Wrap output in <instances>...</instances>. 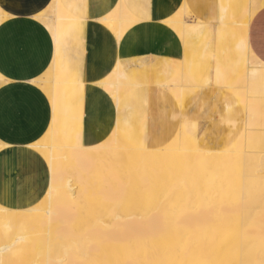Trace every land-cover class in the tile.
<instances>
[{
	"label": "bare ground",
	"instance_id": "1",
	"mask_svg": "<svg viewBox=\"0 0 264 264\" xmlns=\"http://www.w3.org/2000/svg\"><path fill=\"white\" fill-rule=\"evenodd\" d=\"M61 1L45 92L62 114L33 148L0 156L34 161L44 196L26 209L0 206V263L264 264V61L247 34L255 9L221 18L234 34H216L186 20L184 0H148L157 23L124 0L88 23ZM86 26L92 60L78 79L58 65V47ZM171 39L173 53L160 56L155 46ZM217 96L227 125L206 139L187 119L201 103L218 107Z\"/></svg>",
	"mask_w": 264,
	"mask_h": 264
},
{
	"label": "crops",
	"instance_id": "2",
	"mask_svg": "<svg viewBox=\"0 0 264 264\" xmlns=\"http://www.w3.org/2000/svg\"><path fill=\"white\" fill-rule=\"evenodd\" d=\"M50 1L52 0H0V145L12 150L4 151L0 155L1 157L4 153L9 154L15 150L33 148L44 136L54 118L58 123L57 117L63 111L61 106L54 107L49 103L48 95L37 83L53 63L57 51L56 42L51 32L52 21L47 13H44V8ZM133 1L124 0L123 5L135 17L151 23L158 22L154 21V16H150L148 0ZM184 1H187V6L188 3H192L193 12L200 16L202 21L214 26L215 29L220 27L217 21H214L215 19L221 20L224 17L227 21L231 20L233 16L239 17L241 6H246L248 3V0ZM61 2L68 5L71 10L82 13L88 23L94 15L102 14L101 16H103L107 10L111 11L109 7L112 6L108 0H62ZM135 2H137L136 5L133 4ZM251 2L250 7H253L255 12L249 23L248 43L255 56L264 61V0H255L253 4ZM170 6L171 8H166V12H175L180 5L175 3ZM69 33L63 44L58 47V65L64 69L70 66L73 70L71 72L75 73V77L78 78L79 69L88 70V64L92 60L90 50V34L92 33L90 28L87 29V26L83 30L80 29L78 33L74 31ZM173 40H168L165 44L175 43ZM5 41L6 43H4ZM155 47L160 49L161 53L167 50L159 48L161 45ZM47 82L44 89L48 86ZM41 95L43 96L41 97ZM60 103L62 105V102ZM13 164L31 166L32 174L23 185L25 195L14 198L13 201H10L9 206H4L13 208L14 202H16L17 208L26 209L35 204L42 196H34L32 192L36 188L45 191L43 181L46 180L40 176L37 178L34 161L17 159ZM1 179L0 172V183ZM6 193L7 189L0 184V199ZM21 202L22 204H20Z\"/></svg>",
	"mask_w": 264,
	"mask_h": 264
},
{
	"label": "rangeland",
	"instance_id": "3",
	"mask_svg": "<svg viewBox=\"0 0 264 264\" xmlns=\"http://www.w3.org/2000/svg\"><path fill=\"white\" fill-rule=\"evenodd\" d=\"M188 8H190V12H191L190 17L186 18V20L188 22H195L198 18L201 19L200 16H198L197 14H195L193 12L192 3H188ZM55 9H56V7H55V4H54V0L50 1L49 4L44 8V10H45L44 13H47V15L50 17V19L52 21L51 25L55 23V15H56ZM178 9H180V8L178 7L177 10ZM252 9L253 8L250 7V1L248 0V3H247L246 6L245 5L241 6L240 11H241V14L243 15V14H246L245 13L246 11L250 12ZM240 11H239V13H240ZM166 13H167V15L165 17H163V19H162V21H163L162 25H164V26L169 25L167 19H170L171 14L174 13V12H166ZM237 18H238V16H237ZM214 21H217V23L220 25V27H218L217 29L214 28L215 31H216V34H218V33L219 34H234V31H233L234 28L232 30V26H230V28H226L225 25H224L225 22H227L229 24V22H228L229 20L224 22V21H221L220 19L219 20L215 19ZM222 31H224V32H222ZM156 39H157L158 43L162 41V38H158L157 37ZM148 45H149V43H148ZM162 47L163 48H167V50H166V52H163L162 55L160 54V56H163V55L169 56L171 53H173L174 43H170V44H167V45L163 44ZM52 66H53V63H51L50 67L46 70V72L37 81V83L43 88L44 91H45V89H44L45 83L48 81L47 84L48 85L51 84V77L53 75L52 70H51ZM132 67L133 68H138L139 66H137V64H136V65H133ZM235 78H236L235 76L229 78V79H232L231 80L232 84L235 83V80H236ZM208 86H210V87L212 86V89H213V87L214 86L216 87L217 85L213 86L212 83H209ZM208 86H206L205 88H208ZM203 89L204 88H200V89L197 88V91H201ZM217 89H219V88H217ZM221 89H223L222 91H226L225 88H221ZM222 91H221V93H222ZM195 96H196L195 94H190L189 99H187L186 103H185L186 109L189 110L192 107L196 106V103H195V101L193 99V98H195ZM60 99L56 98V101H58ZM215 100L216 101H214V102H217L219 104L218 107L212 105L211 108L204 109V107L207 106V104L201 103L202 105H204V107L202 108V110L200 112L197 113L198 115L197 116H191L190 118L187 119V121L190 123V125H193L195 123L197 124L196 126H198L199 134H202V133H205V132L208 131V133L205 135L206 139L207 138H211L213 134H214L213 138L216 137L215 135L217 133L214 132L213 129H216L217 127L220 128L222 126V124L224 126L227 125L223 121V119L225 117V112H223V113L222 112H217V110L220 109V105L222 104L221 101H220L219 96H217ZM60 102H61V100H60ZM161 104H163L164 107L168 106L167 104L165 105V103H161ZM145 114L149 115V116H155L156 110L155 109L152 110V108H150V110L147 113H145ZM210 114H213L214 118H209ZM0 149H1V151L4 152V151H10L11 148L9 149L8 147L6 148L3 145H0ZM5 161L6 160H3V161L0 162V172H1V177H2L0 184H2L7 189V193H6V195L4 197H2L0 199V206H2L4 208L12 209V208H9V207H5L4 205L9 206L10 205V201H13L15 197H19L20 198V197L25 195L23 185H24V183L26 181L29 180V177L32 174V169L33 168L31 166H28V165H20V164L18 165V164H13V163L11 164L9 161L8 162L7 161L5 162ZM43 193H44V190H42L41 188H37V189H35L32 192V195H34V196H41L42 195L41 197H39V200L35 204H37L40 201H42L43 196H44ZM69 205H72V204H69ZM21 262L23 263V261H20V262L18 261L19 264H21ZM38 263H40V262H38ZM0 264H4V263H0ZM13 264H16V262L15 263L13 262ZM23 264H37V263H36V261L33 263L32 258H31V259H28V260H24Z\"/></svg>",
	"mask_w": 264,
	"mask_h": 264
}]
</instances>
